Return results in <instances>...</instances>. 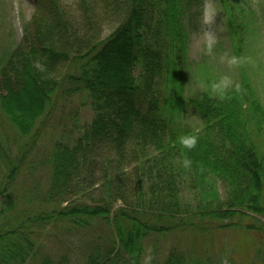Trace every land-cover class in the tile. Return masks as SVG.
Segmentation results:
<instances>
[{"label":"trees","instance_id":"16d2710c","mask_svg":"<svg viewBox=\"0 0 264 264\" xmlns=\"http://www.w3.org/2000/svg\"><path fill=\"white\" fill-rule=\"evenodd\" d=\"M217 2L226 36L216 47L227 48L239 80L216 93L220 81L208 75L188 96L182 20L203 0H32L22 38L0 51V205L17 208V184L38 170L28 162L68 102L82 95L94 118L78 138L54 142L42 163L47 190L30 191L38 212L0 223V264H33L36 232L53 224L111 227L115 240L92 245L85 264H144L150 242V264H189L177 248L163 257L159 242L264 232L242 224L264 218V94L255 83L264 1ZM182 135L196 136V147L182 148Z\"/></svg>","mask_w":264,"mask_h":264},{"label":"rangeland","instance_id":"374dc122","mask_svg":"<svg viewBox=\"0 0 264 264\" xmlns=\"http://www.w3.org/2000/svg\"><path fill=\"white\" fill-rule=\"evenodd\" d=\"M262 1L264 0H256L257 3ZM33 11L32 0H0V51L9 45H14L22 38L23 27L31 20ZM206 11L213 15V23L210 25L203 23ZM164 22L166 26L169 25L168 21ZM182 22L189 35L187 59L190 66L187 74V95L190 96L195 91L196 93L203 91L208 75L218 77L220 82L226 79L228 85L238 82L240 71L236 62L233 63L235 60L224 44L222 48L216 47L226 36L217 0H203L202 7H193ZM209 39L213 41L210 49ZM258 50L260 66L255 71L259 82L255 81V83L263 89L262 94H264V28L262 37L258 41ZM93 118L90 102L82 95L76 96L66 104L56 120L46 129L38 149L33 154L32 160L28 162L37 163L38 170L33 173L24 172L17 184L15 195H20L17 208L8 209L6 204L0 205V223L6 221L14 224L18 219L38 210L41 201L38 198L29 201L30 195L36 194L34 190V194H30V191L31 188H36L38 193L47 190L51 170L45 165L42 166V163L51 153L54 142L62 134L63 136L65 134L68 140L78 138L83 128L88 126ZM191 123L194 126L199 125L194 119H191ZM31 175H33L32 179ZM222 190L221 187V195H224ZM5 207L6 214L3 213ZM242 224L247 228L259 227L260 224H264V218L249 214V218L242 220ZM95 227V233L92 231L69 233L67 225L57 227L54 224L37 231V258L34 259L33 264H43L42 261L47 258H51V264L61 262L85 264L88 256L94 251L92 245H98L100 242L110 245L115 240L111 227L100 224ZM152 243L147 244L148 254L144 264L151 262ZM174 248L187 254L190 258L189 264H264V232H251L244 228L213 232L209 237L199 234L169 236L159 242L160 253L165 258Z\"/></svg>","mask_w":264,"mask_h":264},{"label":"clouds","instance_id":"9594fccd","mask_svg":"<svg viewBox=\"0 0 264 264\" xmlns=\"http://www.w3.org/2000/svg\"><path fill=\"white\" fill-rule=\"evenodd\" d=\"M203 23L205 25H210L213 23V15L211 12L206 11L203 17ZM213 41L211 39L208 40V47L211 48ZM235 61H233L234 63ZM228 86L227 80H223L220 83L214 84L212 86V91L216 93H222L223 89ZM179 143L182 148L191 151L194 149L198 143V138L194 135H182L179 137ZM185 166H188L189 161L184 162Z\"/></svg>","mask_w":264,"mask_h":264}]
</instances>
